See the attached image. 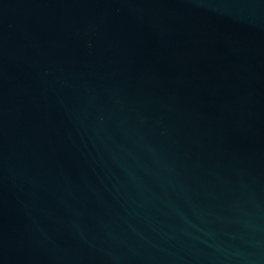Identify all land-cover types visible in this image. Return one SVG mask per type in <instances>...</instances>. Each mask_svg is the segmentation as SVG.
Wrapping results in <instances>:
<instances>
[{"label":"water","instance_id":"95a60500","mask_svg":"<svg viewBox=\"0 0 264 264\" xmlns=\"http://www.w3.org/2000/svg\"><path fill=\"white\" fill-rule=\"evenodd\" d=\"M0 264H264V0H0Z\"/></svg>","mask_w":264,"mask_h":264}]
</instances>
